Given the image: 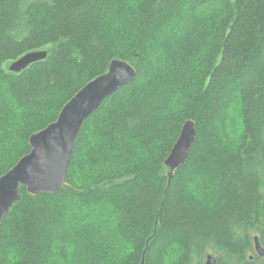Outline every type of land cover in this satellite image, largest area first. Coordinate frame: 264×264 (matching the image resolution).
<instances>
[{"label": "trees", "instance_id": "16d2710c", "mask_svg": "<svg viewBox=\"0 0 264 264\" xmlns=\"http://www.w3.org/2000/svg\"><path fill=\"white\" fill-rule=\"evenodd\" d=\"M114 60L136 79L86 121L58 194L20 187L0 264H264V0H0V178Z\"/></svg>", "mask_w": 264, "mask_h": 264}, {"label": "water", "instance_id": "95a60500", "mask_svg": "<svg viewBox=\"0 0 264 264\" xmlns=\"http://www.w3.org/2000/svg\"><path fill=\"white\" fill-rule=\"evenodd\" d=\"M47 52H33L22 57L10 69L21 71L33 62L46 59ZM137 72L124 60H114L104 74L87 83L61 110L56 123L32 135L31 151L0 178V239L1 223L10 214L14 204L21 200L20 186L32 196L54 195L65 186L66 174L73 149L86 120L117 90L136 79ZM197 130L193 121H187L165 161L169 180L184 165L196 142ZM256 250L264 257V249L255 240ZM205 264H217L208 256Z\"/></svg>", "mask_w": 264, "mask_h": 264}, {"label": "bare ground", "instance_id": "6f19581e", "mask_svg": "<svg viewBox=\"0 0 264 264\" xmlns=\"http://www.w3.org/2000/svg\"><path fill=\"white\" fill-rule=\"evenodd\" d=\"M37 52H47V51H37ZM32 53H33V52H32ZM47 53H48V52H47ZM27 55H28V54H27ZM25 56H26V55H25ZM47 56H48V55H47ZM23 57H24V56H23ZM19 60H20V59H19ZM39 61H40V60H39ZM16 62H17V61H16ZM16 62H13V63L10 65V67H11L14 63H16ZM36 62H38V61H36ZM126 62H127V61H126ZM33 63H35V62H33ZM33 63H31V64H33ZM31 64H30V65H31ZM30 65H28L26 68L22 69L21 71H12L11 69H10V71L15 72V73H20V72L24 71L25 69H27ZM117 91H118V90H117ZM117 91H116V92H117ZM111 96H112V95H111ZM111 96H110V97H111ZM107 99H108V98H107ZM104 101H105V100H104ZM103 103H104V102H103ZM103 103H102V104H103ZM102 104H101V105H102ZM101 105H100V106H101ZM98 109H99V108H97L96 111H97ZM96 111H95V112H96ZM95 112H94V113H95ZM94 113H92V114H94ZM91 116H92V115H90L89 118H90ZM58 118H59V117H58ZM89 118H88V119H89ZM88 119H87V120H88ZM57 120H58V119H57ZM57 120H56L54 123H56ZM87 120H86V121H87ZM54 123H52V124H54ZM50 125H51V124H50ZM50 125H49V126H50ZM20 187H21V186H20ZM19 191H20V188H19ZM20 194H21V193H20ZM57 194H58V193H57ZM21 198H22V197H21ZM14 205H15V204H14ZM13 207H14V206H13ZM11 210H12V209H11ZM10 212H11V211H10ZM209 256L212 257V258L216 261V263L218 264V259H217L214 255H209Z\"/></svg>", "mask_w": 264, "mask_h": 264}]
</instances>
